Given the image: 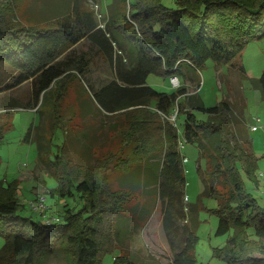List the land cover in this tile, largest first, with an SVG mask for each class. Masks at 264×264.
Segmentation results:
<instances>
[{
  "label": "trees",
  "instance_id": "obj_1",
  "mask_svg": "<svg viewBox=\"0 0 264 264\" xmlns=\"http://www.w3.org/2000/svg\"><path fill=\"white\" fill-rule=\"evenodd\" d=\"M175 6L166 7L164 0H114L102 26L92 12L81 11L75 2L68 12L26 27L16 21L10 0L0 2V64L17 73L6 90L32 84L31 101L10 109L38 113L40 102L43 105L54 93H59L60 101L67 82L77 79L97 111L107 117H124L125 126L123 145H118L115 155L97 160L94 168L77 166L63 145L58 149L49 174L56 177L59 188L50 194L73 196L75 191L82 202L77 213L66 209L64 224L44 226L20 217L14 191H5L0 184V234L5 237L0 264H44L58 242L68 264H100L135 227L131 225L134 218L124 214L127 196L109 186L107 171L115 157L118 163L113 169L131 174L120 180V189L134 193L144 187L151 201L143 204L140 221L148 222L161 203L164 228L176 230L186 186L177 127L183 114L185 142L197 144L207 161L208 173L198 172L204 185L201 199L218 201L215 236L232 233L216 255L227 264H264V208L248 194L242 180L245 173L256 182L258 170L252 142L246 145L236 136V122L238 132L243 121L229 99L207 108L198 92L189 94L185 87L187 82L199 87V72L209 61L218 68L234 69L247 45L264 37V0H177ZM84 41L113 72V80L96 90L87 83L92 53H72ZM238 71L242 79L248 78L242 65ZM150 75L178 77L184 87L173 93L158 92L147 83ZM251 81L264 102V72ZM175 110L173 123L170 118ZM191 111L207 114L208 121L199 123ZM8 119L7 114L0 115V143ZM122 127L116 124L110 132ZM43 142L39 135L41 163L49 149ZM194 207V211L187 208L180 246L170 241L173 255L167 264H196L201 206ZM250 232L255 239H250ZM113 264L148 263L123 254Z\"/></svg>",
  "mask_w": 264,
  "mask_h": 264
},
{
  "label": "rangeland",
  "instance_id": "obj_2",
  "mask_svg": "<svg viewBox=\"0 0 264 264\" xmlns=\"http://www.w3.org/2000/svg\"><path fill=\"white\" fill-rule=\"evenodd\" d=\"M10 1L13 3L16 21L23 26L31 27L51 19L48 16L53 18L68 12L75 2L81 11L92 12L97 22L104 26L109 19L108 6L114 0ZM176 1L164 0V3L166 7L174 8ZM83 51H90L93 56L91 75L87 80L89 86L96 90L111 82L113 80L112 70L105 59L101 58L97 50L87 41L77 45L72 53L76 56ZM235 64L234 69L230 66L218 68L212 61L207 62L199 72V87L187 82L188 90L196 93L199 88V95L207 108H213L225 99L235 104L237 115L243 121V128L238 132L239 123L236 122V136L246 145L247 141L252 142V149L258 161L256 182L251 181L245 173H242V180L248 194L261 208H264V102L260 90L256 89L251 81V79L260 78L264 72V37L249 43L239 57V62ZM240 65L246 70L248 78H241L238 71ZM15 77L17 73L14 70L5 63L0 64V90H4L0 92V115L7 114L9 118L6 121L3 139L0 143V184L5 191L10 189L14 191L20 217L37 223L54 217L65 220L66 209L77 213L82 208V202L75 191L73 196L62 197L59 194L55 196L50 194L59 188L56 177L49 174V168L55 161L58 149L63 145L65 153L77 166L94 168L97 160L102 161L104 158L106 160L107 157L115 155L119 148L118 145H123L124 117L118 115L107 117L97 111L83 93L77 79L67 82L65 91L61 93L60 101H58L59 93H54L43 105H40V102L38 113L32 109H10V107L29 103L32 95L31 82L6 90ZM170 79L150 75L147 83L158 92L173 93L176 89L171 86ZM180 81L183 84V81ZM180 104L185 103L180 101ZM175 113L176 110L173 114ZM191 113L199 123L208 121L209 116L205 113L198 111H191ZM185 119V114L177 119L179 152L181 157L186 159L183 164L186 186L185 197L177 211L180 216H177L176 230L164 228L161 203L157 204L156 211L148 222L140 221L139 214L143 204L146 202L150 204L151 201L145 196L144 192L147 191L144 187L134 193L120 189L119 186H122L120 180L122 181L124 176L131 174L113 169L118 163L115 157V162L107 171L109 186L113 192L127 196L124 203V208H126L124 214L134 218L131 225L135 227L117 248L105 254L100 264H113L115 258L123 254L130 255L141 263L167 264L173 255L170 241L180 246L183 237L182 227L186 224L187 208L194 211L195 204L201 206L199 213L201 224L197 231L199 242L195 251L196 264H227L216 255V252L224 249L232 233L226 236H215L219 221L215 213L219 208L218 201L212 198L201 199L204 185L198 172L207 174L208 166L207 161L200 155L198 145L187 144L183 138ZM116 124L123 127L119 132L111 133L110 128ZM253 126L257 127V131L250 130ZM54 127L57 128L55 133L52 129ZM30 129L33 130L29 140L26 141ZM39 135L43 136V143L49 146L43 155L44 163L38 159L37 139ZM51 140L52 145L49 142ZM129 189L132 190V188ZM41 198L47 208L44 216L34 212L30 206L31 202ZM131 209L133 214L130 213ZM249 235L250 239H255L253 233L250 232ZM4 244L5 237L0 234V252L4 249ZM44 264H68L59 242L54 244Z\"/></svg>",
  "mask_w": 264,
  "mask_h": 264
},
{
  "label": "built area",
  "instance_id": "obj_3",
  "mask_svg": "<svg viewBox=\"0 0 264 264\" xmlns=\"http://www.w3.org/2000/svg\"><path fill=\"white\" fill-rule=\"evenodd\" d=\"M170 83H171V86L174 89H176V90L179 89L182 86L184 87V84L181 83V81L179 80L178 77H172L170 79ZM185 87L188 89V85L187 84H185ZM176 115H177V110H176V113L173 116H171V118H170L171 122H173V123L175 122ZM257 123L258 124L260 123L259 119L257 120ZM250 130L252 132H255V131H257V127L253 126ZM185 161H186V159H184V163H185ZM30 206H31V208L33 209L34 212H36V213H38L40 215L44 216L46 214V212H47V208L45 207L43 198L37 199V200L31 202ZM41 224L44 225V226H52V225H59V224H64V223H63V220H61L59 217H54V218H48V219L46 218L44 221L41 222Z\"/></svg>",
  "mask_w": 264,
  "mask_h": 264
},
{
  "label": "crops",
  "instance_id": "obj_4",
  "mask_svg": "<svg viewBox=\"0 0 264 264\" xmlns=\"http://www.w3.org/2000/svg\"><path fill=\"white\" fill-rule=\"evenodd\" d=\"M186 84H187V83H186ZM187 91H188L189 94L194 93V91L191 92V90H188V89H187ZM196 92H198V90H197ZM198 93H199V92H198Z\"/></svg>",
  "mask_w": 264,
  "mask_h": 264
}]
</instances>
